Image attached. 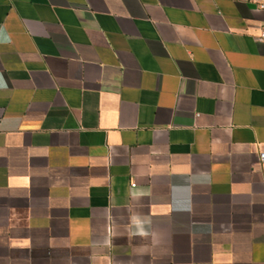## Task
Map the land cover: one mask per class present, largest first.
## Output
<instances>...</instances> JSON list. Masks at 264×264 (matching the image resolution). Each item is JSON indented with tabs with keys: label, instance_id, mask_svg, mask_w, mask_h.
Masks as SVG:
<instances>
[{
	"label": "crops",
	"instance_id": "obj_1",
	"mask_svg": "<svg viewBox=\"0 0 264 264\" xmlns=\"http://www.w3.org/2000/svg\"><path fill=\"white\" fill-rule=\"evenodd\" d=\"M263 26L248 0H0V264H264Z\"/></svg>",
	"mask_w": 264,
	"mask_h": 264
},
{
	"label": "built area",
	"instance_id": "obj_2",
	"mask_svg": "<svg viewBox=\"0 0 264 264\" xmlns=\"http://www.w3.org/2000/svg\"><path fill=\"white\" fill-rule=\"evenodd\" d=\"M249 2L255 4L258 9L264 11V0H248ZM260 38L264 40V26L261 30ZM261 161L264 162V153L260 154Z\"/></svg>",
	"mask_w": 264,
	"mask_h": 264
},
{
	"label": "clouds",
	"instance_id": "obj_3",
	"mask_svg": "<svg viewBox=\"0 0 264 264\" xmlns=\"http://www.w3.org/2000/svg\"><path fill=\"white\" fill-rule=\"evenodd\" d=\"M136 234L141 235V236H146V235H148V233L144 230V228H143L142 226H139V227H138V231H137Z\"/></svg>",
	"mask_w": 264,
	"mask_h": 264
}]
</instances>
